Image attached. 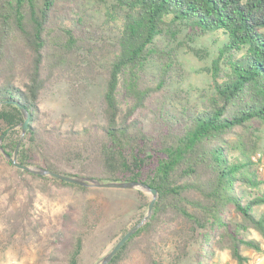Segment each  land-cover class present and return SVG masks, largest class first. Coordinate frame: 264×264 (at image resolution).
Returning <instances> with one entry per match:
<instances>
[{
	"label": "trees",
	"instance_id": "obj_1",
	"mask_svg": "<svg viewBox=\"0 0 264 264\" xmlns=\"http://www.w3.org/2000/svg\"><path fill=\"white\" fill-rule=\"evenodd\" d=\"M185 43L211 55L200 86L184 75ZM103 69L100 120L65 126L66 114L43 109L45 90ZM0 101V164L14 166L20 104L31 114L20 163L158 189L152 216L108 264H213L225 250L247 264L245 247L263 250L247 234L264 241V175L251 158L264 124V0H0ZM16 171L43 188H86ZM19 183L23 203L0 211L7 243L80 264L93 206L78 217L71 206L44 236L36 187Z\"/></svg>",
	"mask_w": 264,
	"mask_h": 264
},
{
	"label": "rangeland",
	"instance_id": "obj_2",
	"mask_svg": "<svg viewBox=\"0 0 264 264\" xmlns=\"http://www.w3.org/2000/svg\"><path fill=\"white\" fill-rule=\"evenodd\" d=\"M179 55L185 62L184 75L188 81L200 86L202 80L209 79L207 68L211 64V55L207 49H203V45L200 43L180 45ZM105 83L104 69L92 79L79 76L73 81L62 80L44 91L41 96L42 107L49 111L56 121L62 114H66L65 126L72 121L78 126L95 122L101 119ZM258 136V146L264 151V124ZM16 168L5 163L0 164V211L6 206L15 210L23 203L26 190L19 182L28 180L37 191L34 211L46 221L44 236L52 224L60 221V217L70 211L71 206L77 212L75 217H78L84 204L93 206L95 210L90 214V223L95 226L86 227L80 264H99L104 255L121 238L124 229L132 228L138 220L143 219L152 198L150 192L139 189L98 186L79 189L56 184L43 188L44 180H33L29 176L21 178ZM136 190L143 192L144 196ZM5 228L6 223L0 217V264H50V261L43 257L41 246L36 242L7 243ZM247 235L264 242L261 235L253 229ZM244 252H247L246 254L251 258L252 253L256 251L245 247ZM213 264H237V262L231 257L230 251L225 250L218 253Z\"/></svg>",
	"mask_w": 264,
	"mask_h": 264
},
{
	"label": "water",
	"instance_id": "obj_3",
	"mask_svg": "<svg viewBox=\"0 0 264 264\" xmlns=\"http://www.w3.org/2000/svg\"><path fill=\"white\" fill-rule=\"evenodd\" d=\"M6 101H0V106L5 103ZM20 109L22 110L25 119L24 121L20 124L22 128V133L21 137L17 143L16 149L14 151V154L12 156L6 155L11 163L20 169H24L28 172L38 174V175H51L56 178H59L61 180H65L68 182H72L75 184L83 185V186H98V187H109V188H123V189H139L143 190L146 192H150L152 194V198L149 202L148 205V211L147 214L143 217L141 221H139L136 225H134L132 228H130L117 242L116 244L112 247V249L107 252L104 257L101 259L99 264H108L114 257V255L117 253V251L122 247V245L131 237L133 236L141 226L147 223V221L150 219L153 213L154 205L156 201L159 198V191L155 187H151L150 185L142 182V181H136V180H131V181H100L96 178L92 177H86V176H80V175H67L61 172L57 171H52L49 169H46L44 167L36 166V165H27L20 163L18 161V152L21 146V143L23 141V138L28 130L29 122L31 119V114L29 111L23 106L18 104ZM2 139L3 136L0 138V149L1 151L3 150L2 146Z\"/></svg>",
	"mask_w": 264,
	"mask_h": 264
},
{
	"label": "built area",
	"instance_id": "obj_4",
	"mask_svg": "<svg viewBox=\"0 0 264 264\" xmlns=\"http://www.w3.org/2000/svg\"><path fill=\"white\" fill-rule=\"evenodd\" d=\"M252 161L256 163L259 171L261 174H264V151L257 150L255 151L252 156ZM251 264H255V261H252Z\"/></svg>",
	"mask_w": 264,
	"mask_h": 264
},
{
	"label": "crops",
	"instance_id": "obj_5",
	"mask_svg": "<svg viewBox=\"0 0 264 264\" xmlns=\"http://www.w3.org/2000/svg\"><path fill=\"white\" fill-rule=\"evenodd\" d=\"M251 256L252 257L248 260L247 264H251L252 261H255V264H264V244L262 251L253 252Z\"/></svg>",
	"mask_w": 264,
	"mask_h": 264
}]
</instances>
